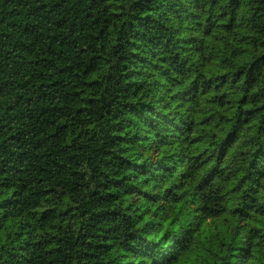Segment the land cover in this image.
<instances>
[{
	"label": "trees",
	"instance_id": "16d2710c",
	"mask_svg": "<svg viewBox=\"0 0 264 264\" xmlns=\"http://www.w3.org/2000/svg\"><path fill=\"white\" fill-rule=\"evenodd\" d=\"M0 264H264V0H0Z\"/></svg>",
	"mask_w": 264,
	"mask_h": 264
}]
</instances>
